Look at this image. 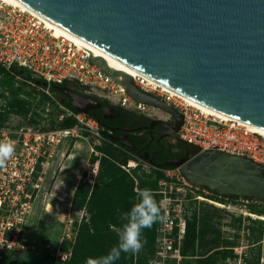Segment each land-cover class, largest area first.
Instances as JSON below:
<instances>
[{
    "label": "water",
    "instance_id": "1",
    "mask_svg": "<svg viewBox=\"0 0 264 264\" xmlns=\"http://www.w3.org/2000/svg\"><path fill=\"white\" fill-rule=\"evenodd\" d=\"M19 1L142 75L217 113L264 128V0ZM89 63L103 69L94 58ZM104 71L119 82L115 71ZM124 88L132 100L173 120L172 126L153 120L139 129L158 124L176 138L181 117L172 107L138 91L128 77ZM62 93L78 112L101 107L68 89ZM102 112L104 118L113 115L108 106ZM118 140L134 150L126 135ZM166 163L190 187L264 201V167L249 159L210 151Z\"/></svg>",
    "mask_w": 264,
    "mask_h": 264
},
{
    "label": "built area",
    "instance_id": "2",
    "mask_svg": "<svg viewBox=\"0 0 264 264\" xmlns=\"http://www.w3.org/2000/svg\"><path fill=\"white\" fill-rule=\"evenodd\" d=\"M89 59L87 51L71 40L53 37L34 15L0 0L1 67L8 69L16 65L26 69L31 77L46 83L47 86L40 89L47 95H50L49 85L71 81L85 90L103 92L125 110L148 116L146 111L151 107L132 100L125 92V81L113 80L104 69L89 63ZM132 82L138 91L154 96L180 115L181 124L175 139L195 148L196 155L217 151L249 159L264 167V135L250 125L204 112L142 74L132 77ZM8 119L22 118L10 115ZM64 119H73L75 124L69 128L57 126L53 129H44L38 126L39 123L30 125L5 121L0 125V140H11L15 145L11 160L0 169V264H4L7 257L14 258L16 253L34 250L33 244L25 239L24 227L59 145L84 133L101 140V129L93 118L84 112L74 113L61 103L58 121ZM126 167L121 166L128 172L129 163ZM178 176L176 181L181 180L186 185L179 172ZM169 180L172 181L171 178ZM159 184L165 185V182ZM168 189L158 191L163 202V219L156 230L150 264H183L180 254V242L185 231L183 200L171 198V186ZM175 191L174 194L179 192L178 189ZM172 201L178 202L175 207L169 204ZM67 226L70 228L63 234L62 242H72L74 237L72 220L67 221ZM68 256V253L60 251L53 264H63Z\"/></svg>",
    "mask_w": 264,
    "mask_h": 264
},
{
    "label": "trees",
    "instance_id": "3",
    "mask_svg": "<svg viewBox=\"0 0 264 264\" xmlns=\"http://www.w3.org/2000/svg\"><path fill=\"white\" fill-rule=\"evenodd\" d=\"M70 84L69 81L51 84L48 91L51 95L60 96L64 107L77 113L78 111L70 104V99L59 91V87L65 88ZM30 85H36L41 89L47 86L43 80L31 77L24 68L12 65L5 69L0 66V87L4 90V94L0 92V98L7 94V100L0 112V125L10 115L26 118L30 114L35 118V120H31L32 124H38L39 120H42L39 114L32 111L34 97L32 90L24 89L25 86ZM70 90L75 92L73 88ZM44 100L50 101L46 94L41 93L39 102ZM95 101L101 107L88 110L86 114L93 118L101 129L100 143L98 146H94V150L100 156L92 157V161L98 164L96 183L91 186L81 179L74 191L71 209L73 211L84 210L88 217L86 220L83 218L78 225H75L72 242L63 241L60 244V251L69 254L63 264H84L88 257L107 254L118 242L119 235L115 231H121L122 228L119 216L130 209L136 194L145 187H150L157 192L161 181L171 182L165 172L176 170V167L167 164V161L193 156L197 153L195 148L189 147L179 140L170 143L165 138L160 139L156 134L150 135L149 130L139 129L152 121L148 116L125 110L120 106H110L105 100L95 99ZM107 106L113 109L112 118L103 117L102 108ZM74 124L73 119H64L59 121L56 126L69 128ZM124 129H127L128 132H125ZM161 129L158 125L154 127V130ZM123 135L127 136L134 150L121 145L118 138ZM83 137H86L85 133ZM144 155H147V158H144ZM129 162H134L135 166L126 172L121 166H126ZM143 165L147 167V170L142 169ZM199 188L208 194L196 192V195H185L187 201L183 205L185 231L180 242L183 264H225L227 261L235 260L237 255L234 253V248L238 247L240 225L245 219L249 221L246 240L249 241L250 248L247 255L242 257V264H259L260 243L264 237V221L228 214L230 219V222L226 224L228 227L235 230L231 224L239 223V227L235 230L237 234L233 237L215 228L211 223L213 211L222 210L214 207L205 209L203 203L197 202L195 198L201 196L220 204L239 200L264 204V201L219 196L205 187ZM160 197L161 195L158 193L157 201ZM246 209L250 214L264 217V206L252 204ZM158 224L159 222L154 224L151 229L144 231V246L139 254H122L115 264H147L151 259ZM146 246H150L148 252ZM33 257H36L38 261L32 264L54 263V258L50 254L35 253ZM5 263L11 264L12 257H7Z\"/></svg>",
    "mask_w": 264,
    "mask_h": 264
},
{
    "label": "rangeland",
    "instance_id": "4",
    "mask_svg": "<svg viewBox=\"0 0 264 264\" xmlns=\"http://www.w3.org/2000/svg\"><path fill=\"white\" fill-rule=\"evenodd\" d=\"M71 88L75 90L74 93L80 94L84 97L86 96V98H91L94 101L95 99L105 100L108 105L117 106L103 92L97 89L85 90L79 87L75 82H71V84L68 87H65L64 90H70ZM24 89L26 91L32 90L33 92L32 111L39 114L42 119L39 120L38 126H41L44 129H53L57 127L56 124L59 122L58 116L60 114L62 101L60 96L51 94L47 95L36 85L25 86ZM0 92L4 94V90H2L1 87ZM41 93L46 94L48 98L50 96V101L44 100L40 103L39 100ZM6 95L7 94L0 98V112L7 100ZM146 115H148L149 118L162 120L163 122H165L168 117L165 113L154 108H148ZM31 120L33 121L35 118L29 114L26 118L14 120L7 119L6 121L15 124L32 125ZM99 143L100 141H97L90 136H80L65 140L59 145L51 161L47 175L40 186L39 194L35 199L33 209L29 214L24 227L25 239L28 243L33 244L34 250L30 252L16 253L14 256L15 258H12L11 264L37 263L38 259L33 257V254L35 253L50 254L55 259L56 255L60 253V244L62 243L61 240L63 234L67 232V228H70L67 226V221L72 220V227L74 229L75 225H78L83 218L85 220L87 219L88 216L84 213V210L73 211L71 209V203L74 191L79 185L81 179L85 180L91 186L96 183L95 177L98 164L96 165L95 161H92V157L100 156V154L94 150V146H98ZM194 156L195 155L188 157L192 158ZM131 163L132 165H130ZM131 163L129 162V166L130 168H133L135 166L134 162ZM126 166L125 168H127ZM142 169L147 170V167L143 165ZM165 174L168 179H172L171 184L170 182H165V185H160L158 191L163 190L164 188L169 190L168 187L171 186L172 193L170 196L171 198L183 200L181 202L182 208H184L183 205L187 202L185 200L186 194L196 195V192L208 194L199 187H189L185 181L184 183L186 185H184L181 180L176 181V177L179 179L178 170L167 171ZM175 189H178L179 191H177L178 193L176 194H174L176 192ZM195 199H197V202L203 203V208L205 209H211L214 207L218 210H222L217 212L213 211L211 223L215 228H218L233 237L237 234L235 233V230L239 227V223L235 222L231 224L235 230L228 227L226 225L230 222L228 214H232L236 217L242 216L243 218H249L250 220L259 219L264 221L263 217L250 214L246 209L247 206L252 204L258 206H264V204L251 203L244 200L220 204L201 196H196ZM158 202L160 203L162 214V197H160ZM177 203L178 202L176 201H172V203L169 204H171L172 207H175ZM248 225L249 221L247 219H245L240 225L238 247L234 248V253L237 255V258L235 260L227 261L225 264H238V262L239 264H242V257L247 255V251L250 248L249 241L246 240ZM254 230L256 231L255 227ZM115 232L119 235L121 231L116 230ZM149 249L150 246H146L147 252ZM149 261L147 264H150ZM259 264H264V237L260 243Z\"/></svg>",
    "mask_w": 264,
    "mask_h": 264
},
{
    "label": "clouds",
    "instance_id": "5",
    "mask_svg": "<svg viewBox=\"0 0 264 264\" xmlns=\"http://www.w3.org/2000/svg\"><path fill=\"white\" fill-rule=\"evenodd\" d=\"M14 153L15 145L11 140H0V169L7 166ZM157 195L150 187L140 190L130 209L119 216L122 228L117 244L107 254L86 258L84 264H115L122 254H139L144 246V231L163 219Z\"/></svg>",
    "mask_w": 264,
    "mask_h": 264
},
{
    "label": "bare ground",
    "instance_id": "6",
    "mask_svg": "<svg viewBox=\"0 0 264 264\" xmlns=\"http://www.w3.org/2000/svg\"><path fill=\"white\" fill-rule=\"evenodd\" d=\"M3 2L9 6L19 8L20 10H22L24 12H28V13L34 15L35 17H37L39 19V21L44 24L45 28L50 31V33L53 37L61 36L63 38L71 40L80 48H83L85 51H87L90 58H94L97 61V63L102 66L103 69H106V70L109 69V70L115 71V73L118 76V78L120 79V81H125L127 77L132 79V77H134L136 74L141 75V73L138 72V70H136V68H134L133 66L129 65L128 63L124 62L123 60L119 59L118 57H116L114 55H111V54L106 53L102 50L94 48L93 46H91L88 43L84 42L83 40L79 39L78 37L70 34L66 30L62 29L60 26H57L55 23L51 22L50 20L43 18L37 12L31 10L26 5H24L21 1H19V0H3ZM145 77L149 81L154 82L157 85H159L160 87H162L165 91L171 93L172 95H176V96L184 99L185 101L190 103L192 106H194V107H196V108H198L204 112H207V113L212 114V115L219 117V118H224V119L229 118L225 115H222L220 113L213 111L212 109L202 105L201 103H199V102H197V101H195V100H193V99H191V98H189V97H187V96H185L179 92H176L175 90L165 86L162 83L156 82L155 80H153L152 78H150L148 76H145ZM248 125H250V127L252 129H254L257 133L264 135V128L254 126L251 124H248ZM263 219H264V217H263Z\"/></svg>",
    "mask_w": 264,
    "mask_h": 264
},
{
    "label": "flooded vegetation",
    "instance_id": "7",
    "mask_svg": "<svg viewBox=\"0 0 264 264\" xmlns=\"http://www.w3.org/2000/svg\"><path fill=\"white\" fill-rule=\"evenodd\" d=\"M62 89V90H61ZM61 90V91H60ZM63 90H64V87H59V91L60 92H63ZM112 117H113V115H112ZM111 117V118H112ZM152 119V118H151ZM153 120H158V119H152V121ZM151 121V122H152ZM150 122V123H151ZM149 123V124H150ZM165 123H168L170 126H172L173 125V120H171V119H169V117H167V119H166V121H165ZM149 124H147V125H149ZM158 124H155L154 126H153V128L151 129V130H149V134L150 135H152V134H156V135H158V137L161 139V138H165V139H167V141L168 142H170V143H174L175 141H176V139H174V138H172L171 137V135L169 134V131L167 130V129H165V128H163L161 125H158V126H160L162 129L161 130H154V127L155 126H157ZM146 126V125H145ZM143 127V126H142ZM144 130H146V129H144Z\"/></svg>",
    "mask_w": 264,
    "mask_h": 264
}]
</instances>
